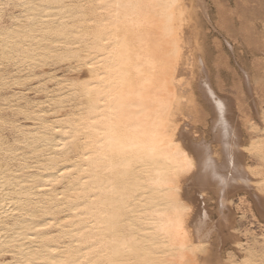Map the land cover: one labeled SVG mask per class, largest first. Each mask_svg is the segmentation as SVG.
I'll list each match as a JSON object with an SVG mask.
<instances>
[{
	"label": "bare ground",
	"instance_id": "bare-ground-1",
	"mask_svg": "<svg viewBox=\"0 0 264 264\" xmlns=\"http://www.w3.org/2000/svg\"><path fill=\"white\" fill-rule=\"evenodd\" d=\"M233 2L213 0L216 27L244 22V2ZM129 3L154 7L133 13L101 6ZM0 5V68L16 62L32 73L75 65V75L62 79L48 108L19 107L11 116L0 109V130L8 125L7 131L16 132L19 115L33 122L11 141L0 133V264H207L210 234L215 230L225 238L224 230L233 228L229 196L240 189L252 193L255 184L235 125L239 117L210 83L201 22L206 1L0 0ZM10 6L21 14L8 24L2 18ZM212 44L214 64L235 75L221 41L214 38ZM17 75L0 72V89ZM117 82L128 97L123 115L129 139L154 145L153 153L114 151L106 102ZM200 99L213 112L212 142L199 130L205 120ZM192 190L198 202L214 194L218 220L188 200ZM251 196L264 216V198ZM169 221L178 225V238L167 231Z\"/></svg>",
	"mask_w": 264,
	"mask_h": 264
},
{
	"label": "rangeland",
	"instance_id": "rangeland-1",
	"mask_svg": "<svg viewBox=\"0 0 264 264\" xmlns=\"http://www.w3.org/2000/svg\"><path fill=\"white\" fill-rule=\"evenodd\" d=\"M205 1L208 13L205 20L201 16V22L207 31L204 48L208 59L210 83H212L211 86L217 94L220 96L225 95L226 102L228 101L229 105H232L234 115L239 117L235 125L238 128V133L239 131L241 133H239V138L243 144L244 160L250 167L253 185L255 184V189L253 188L251 192L257 193L264 198V185L262 186V183H264V0H242L244 2L243 6H247L240 8V11L242 9L241 13L244 22L239 24L238 20L235 19V22H233L235 24H230L226 29L216 27L217 15L213 0ZM227 1L231 6H234V0ZM4 13L2 22L9 24L13 17L20 16L21 11L19 8L15 9L10 6ZM214 38H218L223 44L225 51L229 55L230 63L235 69V75H232L222 66L219 68L214 64L216 58V49L212 44ZM16 64V62H11L0 68L1 73H6L9 76L18 74L14 82L10 81L8 85L0 89V109L6 115L9 114L8 116L12 115V109L19 107L25 108V106H28L32 108L35 105L42 104L48 108V103L46 102L55 98L62 79L71 77L74 74L73 68L75 66L73 63H62L48 66L45 72L37 68L31 73L25 70L24 67L19 68ZM218 74H222L219 82ZM247 76L251 78L248 77L247 79ZM245 79L252 87L250 84H246ZM246 88L250 90L247 91ZM200 100L205 110V120L199 124V130L208 142H212L213 135L210 128L213 112L209 105L205 104L202 99ZM253 100L255 102L254 105ZM254 106L257 107L254 108ZM239 109H242L243 115H239ZM49 114L47 117L49 118L50 116L49 120H51L53 115H51L52 113ZM15 122L17 126L16 132L7 131L9 130L8 125H5L0 130V133L3 130L2 133L10 141L13 136L17 135L18 131L31 129L33 126L31 120L25 119L20 115L16 117ZM252 193L245 189H240L229 196L233 213V219L231 220L233 228L224 230L225 238H221L215 230L210 234L204 253L207 264H244V260H254V264H264V216L257 210L251 196ZM195 195L194 190L188 194L190 198L188 200L193 202L195 208L196 206H204L209 212L210 219L212 221L218 220V202L214 194L208 192L203 202H198ZM7 200L3 205L4 208L10 202L9 200L7 202ZM11 219H7L9 220L7 222H10L9 224H12ZM230 232L236 235V240L229 236ZM238 241L239 244L237 243ZM7 259H10L9 254L5 255V260Z\"/></svg>",
	"mask_w": 264,
	"mask_h": 264
},
{
	"label": "snow or ice",
	"instance_id": "snow-or-ice-1",
	"mask_svg": "<svg viewBox=\"0 0 264 264\" xmlns=\"http://www.w3.org/2000/svg\"><path fill=\"white\" fill-rule=\"evenodd\" d=\"M102 7H115L116 9H125L132 10L133 13L138 12L144 8H151L154 5H146V4H139V3H129V4H115V5H101ZM174 6V5H173ZM3 7V5H0ZM107 43V41H105ZM121 88L120 83L114 84L115 94L112 91H109V101L106 103L109 104L108 110L112 113V115L108 118L109 119V128L111 129L110 135L113 137V140L110 143H115L118 148L114 149V151H127L131 150L132 148H142L144 151L148 153H153L155 151V146L152 144H142L135 140L129 139L128 133L131 131L124 122V109L128 104V97H126L119 89ZM114 105V106H113ZM163 135H167V129H165ZM123 141H128L124 143ZM211 167L212 161L209 160L206 162ZM186 167H191L190 163H186ZM167 231L175 236L176 238L179 237V227L176 223L169 221Z\"/></svg>",
	"mask_w": 264,
	"mask_h": 264
}]
</instances>
